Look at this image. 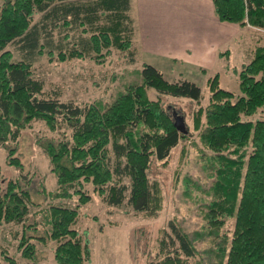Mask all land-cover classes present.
Segmentation results:
<instances>
[{
    "label": "trees",
    "instance_id": "trees-1",
    "mask_svg": "<svg viewBox=\"0 0 264 264\" xmlns=\"http://www.w3.org/2000/svg\"><path fill=\"white\" fill-rule=\"evenodd\" d=\"M213 4L220 20L264 28V0H213ZM129 9L130 0L0 3V146L16 140L32 120H43L63 134L39 139L57 187L46 190L41 184L37 191L52 200L76 194L79 203H85L90 195L83 185L90 182L100 194L107 191L110 204L118 205L128 189L133 209L153 217L161 210L163 197L158 181L149 177L150 168L154 161H167L171 149L190 133L184 119V129L176 125L177 116L162 96L200 101V87L183 76L170 80L154 65L143 63L141 81L128 83L110 103L81 106L43 95L42 81L34 77L30 60L47 49L49 57L58 60L90 57L101 63L114 47L128 50L133 61ZM15 41L25 55L17 60L6 48ZM224 55H229L228 49L219 52ZM236 74L240 92L221 87L216 73L207 79L208 101L198 103L192 112L198 138L192 143L210 168L205 222L187 229L179 219H170L158 239L156 255L143 264H264V46L256 47ZM150 88L157 92L154 97ZM14 150L8 147V163L21 169ZM115 173L126 174L129 184L117 182ZM32 184L21 173L0 187V223H22L18 251L30 260L27 264H39L34 239H51L56 241L58 264H87L90 242L87 233L75 226L77 208L49 203L35 211L41 219L34 215L29 220L35 203ZM229 219H233L231 230L225 226ZM41 226L43 233L38 234ZM0 254L8 264H19L5 249Z\"/></svg>",
    "mask_w": 264,
    "mask_h": 264
},
{
    "label": "rangeland",
    "instance_id": "rangeland-1",
    "mask_svg": "<svg viewBox=\"0 0 264 264\" xmlns=\"http://www.w3.org/2000/svg\"><path fill=\"white\" fill-rule=\"evenodd\" d=\"M2 1L0 0V3ZM39 16V13L36 14L34 20ZM254 28L250 33L249 31L246 33L252 37L248 41L255 45V51L256 47L264 46V28ZM6 48L13 52L16 60L25 56L16 41L8 44ZM137 49L133 61L128 50L114 47L101 63L90 57L58 60L49 57L47 49L33 54L30 60L34 77L42 81L43 95L72 101L81 106L95 101L110 103L128 83L141 81L143 63L154 65L170 80L183 76L200 87V101H192L187 97L162 96L164 105L174 111L177 117L184 119L190 133L171 149L167 161H154L150 168L149 177L158 181L163 197L162 208L156 216L151 217L135 211L127 199L128 189L125 190L124 200L114 205L107 201V191L100 194L94 190L90 182L83 185L84 190L90 195L85 203H79L76 194L53 200L44 197L37 191L41 184H44L46 190L55 189L57 184L49 158L39 145V139L57 138L63 133L62 129L51 130L43 120H32L20 131L16 140L8 141L6 147L0 146V187H4L8 179L17 178L21 173L32 180L31 195L35 203L31 206L29 220L34 217L35 211L48 206L49 203L77 208L78 217L75 226L81 233L84 231L87 233L90 242L91 259L87 264H143L156 255L158 239L170 219H179L187 229L199 227L205 222L204 202L210 199L205 186L210 179V168L202 158L201 152L192 143L193 140H198L197 131L193 129L192 112L198 103L205 105L208 101L207 79L216 73H219L221 87L240 92L236 70L241 66L238 69L224 71L216 65L215 68L210 67L205 72L196 66L181 63L174 64L175 66L171 68L170 63L173 61L158 56H148ZM243 57L235 56L233 62L239 64ZM156 93L155 89H149L151 97ZM67 134L69 135V130ZM8 147L15 148L13 156L20 160L21 169L8 163ZM109 147L111 165L114 166L112 145L110 144ZM114 177L120 184L128 185L130 182L129 177L124 173H115ZM35 217L39 220L42 215L37 213ZM225 226L231 230L233 219H229ZM21 231L22 223H0V250L5 249L17 259L19 264H27L30 260L24 258L17 248ZM42 233L43 226L38 234ZM34 241L38 247L39 264H58L54 257L55 240L34 239ZM0 264H8L1 254Z\"/></svg>",
    "mask_w": 264,
    "mask_h": 264
},
{
    "label": "crops",
    "instance_id": "crops-1",
    "mask_svg": "<svg viewBox=\"0 0 264 264\" xmlns=\"http://www.w3.org/2000/svg\"><path fill=\"white\" fill-rule=\"evenodd\" d=\"M129 12L135 51L173 61L171 68L181 63L205 71L219 65L230 71L254 54L255 45L248 41L254 27L220 20L213 0H130ZM226 49L229 55L219 56ZM240 55L244 56L240 63H234L233 58Z\"/></svg>",
    "mask_w": 264,
    "mask_h": 264
},
{
    "label": "water",
    "instance_id": "water-1",
    "mask_svg": "<svg viewBox=\"0 0 264 264\" xmlns=\"http://www.w3.org/2000/svg\"><path fill=\"white\" fill-rule=\"evenodd\" d=\"M175 123H176L177 126H179L180 128L184 129L183 118L176 117Z\"/></svg>",
    "mask_w": 264,
    "mask_h": 264
}]
</instances>
